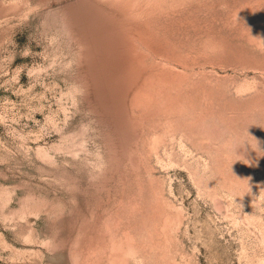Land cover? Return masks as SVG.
Segmentation results:
<instances>
[{
    "label": "rangeland",
    "instance_id": "374dc122",
    "mask_svg": "<svg viewBox=\"0 0 264 264\" xmlns=\"http://www.w3.org/2000/svg\"><path fill=\"white\" fill-rule=\"evenodd\" d=\"M0 264H264V0H0Z\"/></svg>",
    "mask_w": 264,
    "mask_h": 264
}]
</instances>
